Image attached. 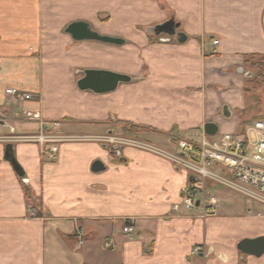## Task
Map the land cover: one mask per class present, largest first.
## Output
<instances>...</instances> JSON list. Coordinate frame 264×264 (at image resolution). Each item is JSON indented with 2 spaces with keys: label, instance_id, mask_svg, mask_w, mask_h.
<instances>
[{
  "label": "crops",
  "instance_id": "crops-1",
  "mask_svg": "<svg viewBox=\"0 0 264 264\" xmlns=\"http://www.w3.org/2000/svg\"><path fill=\"white\" fill-rule=\"evenodd\" d=\"M172 19L185 42L148 32ZM77 22L122 43L75 40ZM256 55L264 0H0V264H264L241 249L264 238V205L240 192L219 204L237 191L211 186L214 214L186 210L190 174L174 162L177 138L199 142L207 123L218 136L252 128L245 62ZM90 70L131 80L83 91ZM53 122L69 137L56 160L23 139ZM109 135L127 142L119 158Z\"/></svg>",
  "mask_w": 264,
  "mask_h": 264
},
{
  "label": "built area",
  "instance_id": "built-area-1",
  "mask_svg": "<svg viewBox=\"0 0 264 264\" xmlns=\"http://www.w3.org/2000/svg\"><path fill=\"white\" fill-rule=\"evenodd\" d=\"M219 40H213L217 46ZM7 94L17 101H31L34 96L16 89ZM28 119L38 120L37 114L25 112ZM254 134V140L250 136ZM44 147L51 160H56L60 146L69 137L60 132V123L43 124L41 130L23 138ZM116 158L122 156V147L127 144L114 136L102 140ZM179 153L174 162L179 169L189 172V181L182 198L186 210L201 208L204 216L215 213L216 203L211 199L209 186H221L241 192L246 197L264 205V119H258L250 130L241 135L223 134L205 137L199 141L179 139ZM199 204V205H197ZM178 209V206L176 207ZM125 234H132L134 227L126 226ZM84 243L83 236L80 244Z\"/></svg>",
  "mask_w": 264,
  "mask_h": 264
},
{
  "label": "water",
  "instance_id": "water-1",
  "mask_svg": "<svg viewBox=\"0 0 264 264\" xmlns=\"http://www.w3.org/2000/svg\"><path fill=\"white\" fill-rule=\"evenodd\" d=\"M180 24L176 23L174 19L159 24L153 28H150L148 32L155 36L167 35L169 37H175L180 43L186 41V36L182 32H178ZM67 32L72 35L75 40H96L106 43L121 44L122 41L119 39H114L106 36H101L97 32H94L90 25L77 22L70 25L67 29ZM130 77L114 74L105 71H86L85 77L78 81V87L85 91L91 90L95 93H110L115 91L118 86L122 83L130 82ZM205 135L208 137H214L219 133V127L215 123H207L204 126ZM6 159L9 160L17 172H20L21 169L17 165L13 154H10L9 151L6 152ZM105 170L104 164L101 162H96L93 166V171L100 172ZM199 205V204H197ZM252 248L256 256H261L264 253V238L253 240V241H244L241 243V249Z\"/></svg>",
  "mask_w": 264,
  "mask_h": 264
},
{
  "label": "rangeland",
  "instance_id": "rangeland-1",
  "mask_svg": "<svg viewBox=\"0 0 264 264\" xmlns=\"http://www.w3.org/2000/svg\"><path fill=\"white\" fill-rule=\"evenodd\" d=\"M154 38V36H152ZM246 70H248L249 72V76L248 78V84L250 85V89L252 90V94L249 95L248 100L250 101V112L251 116H250V121L247 124L249 127L254 126V123L258 120V119H264V84L258 86V88H255L252 86L251 80L253 78L256 77V74L258 72V69L256 68H251V66H249ZM9 90V89H8ZM7 93V91H6ZM11 96V95H9ZM13 97V96H12ZM27 117V116H26ZM112 136V135H109ZM252 137V139L254 140V134L250 135ZM211 188V185L209 186V190ZM213 191V195L216 194L215 188L212 190ZM238 192H232L231 195L226 196V197H221L219 199V204H235L241 200H243L242 197H239Z\"/></svg>",
  "mask_w": 264,
  "mask_h": 264
},
{
  "label": "trees",
  "instance_id": "trees-1",
  "mask_svg": "<svg viewBox=\"0 0 264 264\" xmlns=\"http://www.w3.org/2000/svg\"><path fill=\"white\" fill-rule=\"evenodd\" d=\"M249 66H251V68L258 69L256 77L253 78L250 83L252 84L253 87L258 88V86L264 84V55H256V56H251L247 58L245 62L246 69ZM250 91L251 90H249V92ZM145 130H147L145 127H137V126L128 124L125 126L124 131L127 134H138ZM24 192H25L27 201L31 202L33 199V196H32L31 190L26 185H24ZM29 206L31 207L32 211L35 210L31 204ZM36 215H40V213L36 212Z\"/></svg>",
  "mask_w": 264,
  "mask_h": 264
},
{
  "label": "bare ground",
  "instance_id": "bare-ground-1",
  "mask_svg": "<svg viewBox=\"0 0 264 264\" xmlns=\"http://www.w3.org/2000/svg\"><path fill=\"white\" fill-rule=\"evenodd\" d=\"M30 143H33V142H30ZM106 144V143H105ZM107 145V144H106ZM108 146V145H107ZM236 191V190H235ZM237 192H239V191H237ZM241 193V192H240Z\"/></svg>",
  "mask_w": 264,
  "mask_h": 264
},
{
  "label": "flooded vegetation",
  "instance_id": "flooded-vegetation-1",
  "mask_svg": "<svg viewBox=\"0 0 264 264\" xmlns=\"http://www.w3.org/2000/svg\"><path fill=\"white\" fill-rule=\"evenodd\" d=\"M10 154H12V151H9Z\"/></svg>",
  "mask_w": 264,
  "mask_h": 264
}]
</instances>
